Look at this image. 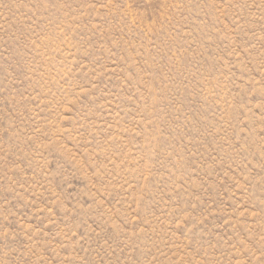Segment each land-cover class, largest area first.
I'll return each instance as SVG.
<instances>
[{
    "label": "rangeland",
    "instance_id": "374dc122",
    "mask_svg": "<svg viewBox=\"0 0 264 264\" xmlns=\"http://www.w3.org/2000/svg\"><path fill=\"white\" fill-rule=\"evenodd\" d=\"M0 264H264V0H0Z\"/></svg>",
    "mask_w": 264,
    "mask_h": 264
}]
</instances>
